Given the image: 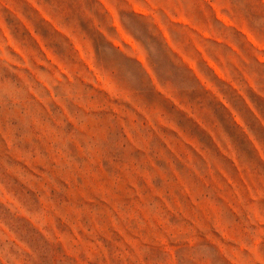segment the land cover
<instances>
[{
	"label": "clouds",
	"instance_id": "9594fccd",
	"mask_svg": "<svg viewBox=\"0 0 264 264\" xmlns=\"http://www.w3.org/2000/svg\"><path fill=\"white\" fill-rule=\"evenodd\" d=\"M0 264H264V0H0Z\"/></svg>",
	"mask_w": 264,
	"mask_h": 264
}]
</instances>
